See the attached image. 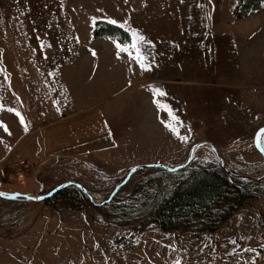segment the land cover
<instances>
[{"label":"rangeland","instance_id":"obj_1","mask_svg":"<svg viewBox=\"0 0 264 264\" xmlns=\"http://www.w3.org/2000/svg\"><path fill=\"white\" fill-rule=\"evenodd\" d=\"M238 1L0 0V192L35 197L72 181L93 200L83 212L0 199V264H264V199L200 236L138 227L142 192L166 187L161 169L133 174L105 204L132 167L182 165L203 141L228 172L263 174L253 137L264 126V2L239 15ZM97 21L130 42L94 37ZM133 32L145 37L146 70L121 50ZM40 79L45 96L26 93ZM213 165L222 168L204 146L188 168ZM41 204L33 226L6 228Z\"/></svg>","mask_w":264,"mask_h":264},{"label":"trees","instance_id":"obj_2","mask_svg":"<svg viewBox=\"0 0 264 264\" xmlns=\"http://www.w3.org/2000/svg\"><path fill=\"white\" fill-rule=\"evenodd\" d=\"M263 2L239 0L236 13L252 15ZM93 36L114 38L121 43L130 42V36L124 29L104 21H97L93 25ZM161 172L162 182L168 188L166 191V187H160L154 192H142L141 196L146 198V203L143 216L137 220L140 229L153 224L166 234L179 229L193 236L212 234L249 201L264 199V191L254 188L259 182L230 176L217 165L186 168L181 172L186 173L184 175ZM135 190L142 191L140 187ZM57 200L76 211L84 212V207L93 206L81 190L73 187L60 190L47 199L45 204Z\"/></svg>","mask_w":264,"mask_h":264},{"label":"water","instance_id":"obj_3","mask_svg":"<svg viewBox=\"0 0 264 264\" xmlns=\"http://www.w3.org/2000/svg\"><path fill=\"white\" fill-rule=\"evenodd\" d=\"M261 129H264V126L260 127L254 134L253 137V146L254 148L262 155L263 159H264V151L260 148V146H258L257 144V134L260 132ZM204 146H208L216 155L217 160L219 161L220 165L222 166L223 170L226 171L230 176H235L238 177L240 179L243 180H248L251 182H261L262 180H264V172L260 177L254 178V177H246V176H239V175H235L231 172H228L225 169V165L222 161V159L220 158V155L217 151V149L215 148V146L209 142V141H203L200 143H197L196 145H194L189 153L188 156L185 160V162L182 165L176 166V167H167L163 164H147V165H139V166H134L131 169L128 170V172L126 173V176L124 177V179L122 180V182L120 184H118L113 192L110 194V196L108 197V199L106 200L105 204L109 203L110 200L116 195V193L123 187L126 185V183H128V181L130 180L131 176L135 173H137L138 171H141L143 169H147V168H155V169H161L163 171H166L168 173H178L180 171L185 170L186 168H188L192 162V159L194 158L195 153L201 149ZM67 187H73V188H77L79 190H81L89 199L91 202H93L92 197L90 195V193L83 188L81 185H79L78 183L75 182H65L62 183L56 187H54L53 189H51L49 192H47L46 194L43 195H37L35 197H39V199H36L33 196L27 195V194H19V193H2L0 192V199L5 200V201H18V200H23L29 203H41L46 201L47 199L51 198L53 195H55L56 193H58L60 190L67 188ZM98 206V205H97Z\"/></svg>","mask_w":264,"mask_h":264},{"label":"crops","instance_id":"obj_4","mask_svg":"<svg viewBox=\"0 0 264 264\" xmlns=\"http://www.w3.org/2000/svg\"><path fill=\"white\" fill-rule=\"evenodd\" d=\"M35 83H38V90H34L31 91L30 87H34L36 86ZM46 84L44 81H42V79L40 80H33V81H26V88H28L26 90V93H34L35 97H39V96H45L47 89L46 86L44 85ZM42 102H45L46 100H41ZM42 190L39 189V191ZM13 193H19V194H31L34 192H23V191H14ZM40 205V204H38ZM41 209H42V204L41 206H35V207H31L28 208L26 210V208H24V210L22 211V220L19 222L18 225H16V222L11 221L10 219H7L6 222L4 223L7 229H13L14 232L15 231H22L24 229H26L27 225H31L33 226L36 222V220L38 219V216L41 214ZM20 233V232H18ZM14 234H17L16 232ZM26 246V245H25Z\"/></svg>","mask_w":264,"mask_h":264},{"label":"snow or ice","instance_id":"obj_5","mask_svg":"<svg viewBox=\"0 0 264 264\" xmlns=\"http://www.w3.org/2000/svg\"><path fill=\"white\" fill-rule=\"evenodd\" d=\"M110 22L113 24L117 23L116 20H111ZM132 36H133V41H132L131 45H126L121 50L127 51L129 48L134 49L136 52L135 59H136L137 63L139 64V67L141 69L146 70L147 68L150 67V65L146 63L149 60V56L147 53H144L139 47V43L144 42L145 37L142 35H138L136 32H133ZM120 47H121L120 44H117V48L119 49ZM93 55H95L94 52H93ZM156 92L161 94V95L164 94V93L160 92L159 89H157ZM17 115H19V113H17ZM21 123H24L23 118H21ZM0 124H2V122H0ZM4 127H5V131H7V126H4ZM172 130L175 132V129H172ZM261 134H264V129H261L260 132L257 134V144H258V146H261L262 148H264V141H262L260 139ZM35 198L39 199V197H35ZM177 264H179V261L177 262Z\"/></svg>","mask_w":264,"mask_h":264},{"label":"built area","instance_id":"obj_6","mask_svg":"<svg viewBox=\"0 0 264 264\" xmlns=\"http://www.w3.org/2000/svg\"><path fill=\"white\" fill-rule=\"evenodd\" d=\"M20 170H26L28 167H29V164L28 162H26L25 160H22V159H18L16 160Z\"/></svg>","mask_w":264,"mask_h":264}]
</instances>
